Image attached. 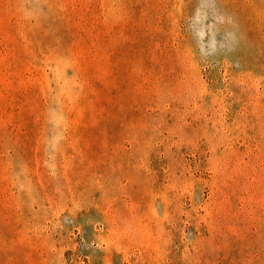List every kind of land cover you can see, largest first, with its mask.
<instances>
[{
    "label": "rangeland",
    "instance_id": "rangeland-1",
    "mask_svg": "<svg viewBox=\"0 0 264 264\" xmlns=\"http://www.w3.org/2000/svg\"><path fill=\"white\" fill-rule=\"evenodd\" d=\"M0 264H264V0H0Z\"/></svg>",
    "mask_w": 264,
    "mask_h": 264
}]
</instances>
